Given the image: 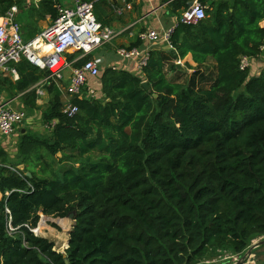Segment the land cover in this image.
<instances>
[{"label":"trees","instance_id":"obj_1","mask_svg":"<svg viewBox=\"0 0 264 264\" xmlns=\"http://www.w3.org/2000/svg\"><path fill=\"white\" fill-rule=\"evenodd\" d=\"M23 1L0 0V16ZM192 1H173L170 14ZM209 1L208 18L179 24L173 52L154 50L141 75L106 67L98 97L72 100L74 118L52 78L38 105L50 70L23 58L16 82L0 76V91L22 94L49 128L22 135L14 160L0 146V264H67L35 235L41 214L65 228L73 214L68 264H202L220 252L241 258L264 236V69L240 70L243 57L264 55V0ZM58 3L31 11L56 20ZM188 55L190 76L176 64Z\"/></svg>","mask_w":264,"mask_h":264},{"label":"built area","instance_id":"obj_2","mask_svg":"<svg viewBox=\"0 0 264 264\" xmlns=\"http://www.w3.org/2000/svg\"><path fill=\"white\" fill-rule=\"evenodd\" d=\"M57 19L44 29L33 40L23 38L20 24L15 17L18 12L13 7L0 24V73L12 74L17 77V71L12 64L19 63L23 58L42 70H50L52 75L47 79L62 81L64 72L71 71L70 85L67 88L69 96L74 98L96 97V91L88 88L90 80H99L104 67L101 57H91L93 52L111 43L121 33L103 26L94 14V5L85 0H72V5L65 6L60 3L56 6ZM208 18L207 7L202 0H193L179 20L164 31L146 30L138 36L143 43L142 47L132 49L120 48L117 55L128 61H133L137 70L142 74L148 66L155 46L165 44L173 49L171 40L179 24L195 26ZM264 50V47L262 48ZM68 54H76L74 60H68ZM82 61V65H75ZM252 59L243 57L240 70L245 71L252 66ZM176 64L182 65L178 60ZM60 66L57 71H53ZM114 68V67H113ZM87 88V90H86ZM63 113L74 118L79 108L73 103L64 106ZM26 114L19 110L10 109L0 104V134L14 135L16 128L24 122Z\"/></svg>","mask_w":264,"mask_h":264},{"label":"crops","instance_id":"obj_3","mask_svg":"<svg viewBox=\"0 0 264 264\" xmlns=\"http://www.w3.org/2000/svg\"><path fill=\"white\" fill-rule=\"evenodd\" d=\"M41 1L42 0H24L22 4L14 6L18 9L15 19L20 24L23 38L26 41L33 40L37 35H39L44 29L49 27L55 21L52 20L50 15H45V17H42L41 12L31 11L32 9H34V7L38 8V5ZM85 1L93 3L94 11L97 10L98 14L106 23L105 25L101 23L103 26L115 32L121 33L118 38L101 48L106 52L105 58L101 56H94V53L91 57H101L104 61V68L114 67L120 70L128 71L138 76L141 75V73L137 70L134 62L121 59L117 55V50L120 48H129L133 43L137 42V40H139L138 36L141 32H144L146 30H156L160 32L169 29L181 17L171 15L169 12V5L176 0ZM59 3L61 5L70 6L72 5V0H59ZM204 5L207 7V10L211 8L209 0L206 1ZM4 19L5 16H0V24L4 22ZM160 49L169 51L168 47L165 44L155 46L154 50ZM73 55L74 54H70L69 60L75 59H73ZM181 61V66L183 68L181 71H183L185 74L191 75L197 67V65L193 61L192 55H188L184 60ZM75 65H77V63ZM166 69H169L168 65L166 66ZM263 69L264 55L261 56V58L252 61L251 73L253 76H258ZM168 74H170V76L173 75L170 71H168ZM0 76L7 77L13 82H16L19 79L18 73L17 77L13 76L12 74L3 73H0ZM70 79L71 71L66 70L64 72V79L62 81H56L62 91V101L64 106L71 103L73 100L67 93V88L70 85ZM45 82L46 80L42 81L36 86L38 95L40 96V98L38 99V105L40 106H42L44 103L46 105L50 98V95L43 89ZM62 82L66 83V86L61 85ZM88 88L94 89L96 91V94L98 92L99 95L101 91L100 81L94 79L90 80ZM21 96L22 94L13 96L8 89L0 91V104L13 110L22 111L26 114V119L16 128L14 135L3 136L2 134H0V146L5 150V152L12 160H14L17 155V148L22 135L30 132L35 135L46 136L47 132L49 131V128L42 122V113L40 111H35L31 114L28 113L29 115L27 114L23 103L20 101ZM43 101L44 103L40 104ZM39 120L41 121V123L39 124L40 127H34L33 125L36 123V121ZM1 198L2 194L0 193V199ZM48 220V217L41 215L40 224L44 222L45 225H48ZM50 229H52L49 231L51 232L50 234L52 235V239L54 240H49L47 237L43 238H46L49 241L53 242L55 244L56 251L64 254L65 250L63 252L59 251L60 248H63L61 246L63 239L61 232L53 227Z\"/></svg>","mask_w":264,"mask_h":264},{"label":"rangeland","instance_id":"obj_4","mask_svg":"<svg viewBox=\"0 0 264 264\" xmlns=\"http://www.w3.org/2000/svg\"><path fill=\"white\" fill-rule=\"evenodd\" d=\"M212 3H213V1H210V4L211 5H212ZM262 26L264 27V22L262 23ZM93 53H94L93 54L94 56H101V57H104V58L106 57V54H105L106 52L104 50H102L101 48L98 49V50H96ZM66 57L69 60L70 54H68ZM76 57H77V55L74 54L73 55V59L76 58ZM59 67L60 66H58V68ZM58 68H54L53 71H57ZM102 68L104 69V67H102ZM186 75L187 76H190L188 74H186ZM61 85H63V86L65 85L66 86V83L62 82ZM96 97H98V92L96 94ZM43 103H44V101L41 102L40 104H43ZM44 105H45V103L42 105V107ZM32 117H34V116H32ZM40 123H41L40 120L39 121H36V123L33 126L38 128V127H40L39 126ZM24 124H26V123H24ZM48 218H49L48 225L45 226L44 232L42 234L39 233L38 236H40V237H47L49 240H54V239H52V235L50 234L51 232L49 230H52V229H50L52 227L55 228L56 230H58L59 232H61V235L63 237L62 243H61V246L63 248H60L59 249V251L63 252L64 250L67 249V246H66L67 245V242H68L67 239H69V234H70V230L71 229L68 230L69 227H68V229H66L64 227V225H63L64 224V221L63 220H62L63 221V223H62V221L59 220V219H53L52 217H48ZM54 225H58L59 226V229L56 228V227H54ZM38 227H37V229H38ZM263 241H264V236L261 237V238H259V239L254 240L252 242L251 247L254 244H256V243L263 242ZM251 247L245 252V254L241 258H238L237 256H232L230 253H227V252H220V253L215 254L213 257L208 258L202 264H237L238 262H241V263L243 262V264H256V263L258 264L259 261L262 262L264 260V245H262V246H260V247H258L256 249H252V251L250 252V254H248L249 251L251 250Z\"/></svg>","mask_w":264,"mask_h":264},{"label":"water","instance_id":"obj_5","mask_svg":"<svg viewBox=\"0 0 264 264\" xmlns=\"http://www.w3.org/2000/svg\"><path fill=\"white\" fill-rule=\"evenodd\" d=\"M167 47H168V49H169L170 51L173 52V49H172L171 47H169V46H167ZM177 68L180 69V70L183 69L182 66H181L180 64L177 65ZM142 86H143V88H144L145 90L151 92L150 86H149V84H148L147 82H143V83H142ZM22 168H23V167H21V169H22ZM27 175H28V176H31L30 173H28ZM72 219H73V214L69 215V217H68L67 220H66V221H67V227H66V229H68V227H69L68 230L71 229V230H70V233L73 231V227H70V223H71ZM34 233H35V235H37V236L39 235L37 229L34 230ZM69 236H70V234H69ZM68 244H69V239H68V242H67V247H68ZM262 245H264V241H263V242H259V243L254 244V245L251 247V250L249 251L248 254H250V252L252 251V249H256V248H258V247H260V246H262ZM63 256H64V258H65V262L68 264L67 255L64 253ZM237 264H243V262H242V263H241V262H238Z\"/></svg>","mask_w":264,"mask_h":264},{"label":"bare ground","instance_id":"obj_6","mask_svg":"<svg viewBox=\"0 0 264 264\" xmlns=\"http://www.w3.org/2000/svg\"><path fill=\"white\" fill-rule=\"evenodd\" d=\"M1 22V21H0ZM55 68H58V66H56Z\"/></svg>","mask_w":264,"mask_h":264}]
</instances>
